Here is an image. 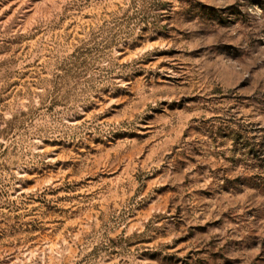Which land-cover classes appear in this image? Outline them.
<instances>
[{
	"label": "rangeland",
	"instance_id": "obj_1",
	"mask_svg": "<svg viewBox=\"0 0 264 264\" xmlns=\"http://www.w3.org/2000/svg\"><path fill=\"white\" fill-rule=\"evenodd\" d=\"M0 264H264V0H0Z\"/></svg>",
	"mask_w": 264,
	"mask_h": 264
}]
</instances>
